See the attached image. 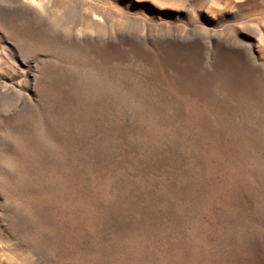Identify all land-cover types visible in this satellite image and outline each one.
<instances>
[{"label": "rangeland", "instance_id": "374dc122", "mask_svg": "<svg viewBox=\"0 0 264 264\" xmlns=\"http://www.w3.org/2000/svg\"><path fill=\"white\" fill-rule=\"evenodd\" d=\"M24 1L0 264H264V0Z\"/></svg>", "mask_w": 264, "mask_h": 264}, {"label": "snow or ice", "instance_id": "6c2138e0", "mask_svg": "<svg viewBox=\"0 0 264 264\" xmlns=\"http://www.w3.org/2000/svg\"><path fill=\"white\" fill-rule=\"evenodd\" d=\"M29 2L32 3V4H36L37 0H29Z\"/></svg>", "mask_w": 264, "mask_h": 264}, {"label": "bare ground", "instance_id": "6f19581e", "mask_svg": "<svg viewBox=\"0 0 264 264\" xmlns=\"http://www.w3.org/2000/svg\"><path fill=\"white\" fill-rule=\"evenodd\" d=\"M24 2H25V3H27V4H32V3H30V2H29V0H28V1H27V0H25ZM28 2H29V3H28Z\"/></svg>", "mask_w": 264, "mask_h": 264}]
</instances>
